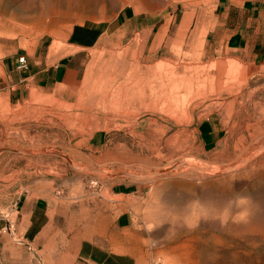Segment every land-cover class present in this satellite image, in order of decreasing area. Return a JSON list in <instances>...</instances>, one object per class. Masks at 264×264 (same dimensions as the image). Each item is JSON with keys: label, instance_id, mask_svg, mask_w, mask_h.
<instances>
[{"label": "rangeland", "instance_id": "374dc122", "mask_svg": "<svg viewBox=\"0 0 264 264\" xmlns=\"http://www.w3.org/2000/svg\"><path fill=\"white\" fill-rule=\"evenodd\" d=\"M2 5L0 20L17 17L10 20L15 29H0V216L35 185L77 199L107 183H130L146 192V229L161 264H264V235L208 230L211 218L193 214L216 184L231 220L252 210L264 219V197H255L264 184V67L216 41L214 0ZM78 24H98L108 36L83 54L79 76L21 100L12 96L2 61L60 41ZM205 119L223 128L210 151L198 136Z\"/></svg>", "mask_w": 264, "mask_h": 264}, {"label": "crops", "instance_id": "0c3cea01", "mask_svg": "<svg viewBox=\"0 0 264 264\" xmlns=\"http://www.w3.org/2000/svg\"><path fill=\"white\" fill-rule=\"evenodd\" d=\"M212 34L228 52L264 67V0H214ZM119 17L127 19L129 11ZM98 24H78L60 41L39 43L2 61L1 76L18 100L76 79L83 54L108 39ZM59 42V44H58ZM58 44L56 50L54 44ZM62 43V44H61ZM26 67L18 68L19 57ZM205 151L223 128L205 119L198 126ZM36 186V187H35ZM0 216V264H151L155 251L146 229V192L139 185L107 183L77 199L35 185Z\"/></svg>", "mask_w": 264, "mask_h": 264}, {"label": "bare ground", "instance_id": "6f19581e", "mask_svg": "<svg viewBox=\"0 0 264 264\" xmlns=\"http://www.w3.org/2000/svg\"><path fill=\"white\" fill-rule=\"evenodd\" d=\"M3 1L4 0H0V11L1 12H2L1 8H3V5H2ZM5 17H7L6 19H9V20H5V21L0 20L1 21L0 29L7 30V31L15 29V26L13 25V23L10 22V20L17 17L15 12L10 13L9 15L5 14ZM54 43H52V44H54ZM58 44H59V42H58ZM58 44L57 43L54 44L53 49L56 50L58 47H60ZM127 92H128V90H127ZM259 177L264 180V174L260 175ZM240 182H241V180H240ZM240 185L241 184H238V186H240ZM213 186H214V189L211 191V193L208 192L206 194L207 199H208V203H206V207L193 210V211H195V212H193L195 217L211 218L212 222H210L208 225L205 226L208 230L220 231L223 233H232V235H234L235 237L244 236V235L248 236V235H252V234H258L261 236L264 235V219L262 217H259L258 215H256V211H254V210H252L250 212V214H245L244 216L242 215V217L240 219L241 221L231 220V219H233L232 218L233 209H232L231 204L228 201H226L227 198H224L222 196L216 197L213 191L218 190V188H220L221 186H219L218 188H217L216 184H214ZM234 186H236V185H234ZM220 190H222V192H224V194H225V191L223 189H220ZM211 196H214L215 199L213 201L211 200V202H210L209 198ZM255 197L259 201L263 200L261 198L264 197V184L263 185L260 184L258 186V189L255 193ZM250 208H251L250 205H244V209H245V211H247V213L250 210ZM218 216L223 217L224 220H229V221H227L225 225L218 224L217 220L215 219ZM205 227L202 226L201 228L203 229ZM192 230H190V231L185 230L186 235L192 236V234L194 235L195 233H197L199 231V230H196V231L194 230V232H193ZM189 251L190 250L187 247V249H185V251L183 253V255L186 256L185 259L189 256ZM228 261H230V260H228ZM234 261H235V263H234ZM231 262H233L234 264H237V262H238V264H244V263H242L243 261L241 259H235V260H232Z\"/></svg>", "mask_w": 264, "mask_h": 264}, {"label": "built area", "instance_id": "2783aa9c", "mask_svg": "<svg viewBox=\"0 0 264 264\" xmlns=\"http://www.w3.org/2000/svg\"><path fill=\"white\" fill-rule=\"evenodd\" d=\"M26 67V58L24 56L18 59V68L23 69ZM152 264H161L160 259H153Z\"/></svg>", "mask_w": 264, "mask_h": 264}]
</instances>
